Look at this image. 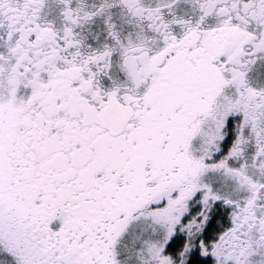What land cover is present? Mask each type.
Here are the masks:
<instances>
[{"label": "snow or ice", "instance_id": "1", "mask_svg": "<svg viewBox=\"0 0 264 264\" xmlns=\"http://www.w3.org/2000/svg\"><path fill=\"white\" fill-rule=\"evenodd\" d=\"M0 264H264V0H0Z\"/></svg>", "mask_w": 264, "mask_h": 264}]
</instances>
